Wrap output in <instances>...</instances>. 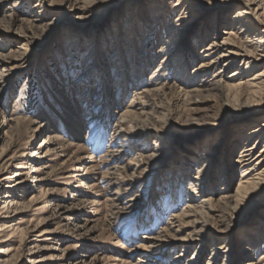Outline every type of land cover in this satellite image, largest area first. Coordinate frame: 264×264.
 Returning a JSON list of instances; mask_svg holds the SVG:
<instances>
[{
    "label": "rangeland",
    "instance_id": "obj_1",
    "mask_svg": "<svg viewBox=\"0 0 264 264\" xmlns=\"http://www.w3.org/2000/svg\"><path fill=\"white\" fill-rule=\"evenodd\" d=\"M241 5L0 0V181L9 179L0 185V264H146V242L165 230L191 236L171 227L186 203L210 198L215 212L204 209L196 237L204 249L196 253L201 241L194 242L178 261L182 244L173 241L155 261L208 264L217 254L215 264H264V187L230 210L215 202L234 198L264 168V144L254 166L237 164L245 130L264 122V103L253 93L264 57L247 68L237 52L212 49L233 36L223 32ZM255 8L262 32L263 9L252 6L254 16ZM234 30L236 45L246 46L248 34ZM164 85L171 97H144ZM178 89L201 103L173 99ZM141 108L120 136L124 114ZM216 145L215 170L197 179V160Z\"/></svg>",
    "mask_w": 264,
    "mask_h": 264
},
{
    "label": "bare ground",
    "instance_id": "obj_2",
    "mask_svg": "<svg viewBox=\"0 0 264 264\" xmlns=\"http://www.w3.org/2000/svg\"><path fill=\"white\" fill-rule=\"evenodd\" d=\"M241 2H242V5L240 6L241 8H237V10H235V12L231 16V20H232L231 23L230 22L228 23L229 27L226 29V31L223 32L225 35H228V36L233 35V36L230 37L229 39H226L225 42H222L224 46H221L218 42L215 41L214 43H212L213 44L212 49H214V48L216 49L218 47L220 49L224 48L225 51L229 52V55L230 54L231 55H235V54L240 55L241 58H243L242 61L246 63L247 68H250L252 65L258 66L261 58L264 57V53L260 54V52H264V36H263L264 30L261 32V30L255 29L254 25L256 23H260V20H258V18L256 17L259 14H258V12H256L257 11L256 8L254 10L255 16L252 13V6L255 5L258 7V9L259 8L263 9L262 14H264V8H262L264 6V0H241ZM262 14H260V16ZM263 25H264V22H263ZM235 28L240 29V31H239L240 33L248 34V37L250 39L246 41V44H247L246 46L236 45L237 42L235 40L239 39V37L236 34V31L234 30ZM216 32H218V26L217 25L213 29V34L216 35ZM259 32H261V34ZM229 49H231V50L229 51ZM234 52H237V53L234 54ZM224 57H226V56H224ZM224 57L221 56L220 58L216 59V62H220L221 59ZM210 65H212V64L210 63ZM210 67L211 66H208L205 64H203V66H202V64H201L200 69L201 68L209 69ZM184 72H185V70L183 69L182 75H184ZM235 75H237V74H235ZM258 77H260V78H258ZM262 77H264V72H261V74L259 73L258 76L256 77V79H259L261 81V82H258V84H261V87H259V89L257 88L256 90H254L255 92H253L254 95L257 98H259V102L261 101L260 103H264V102H262L263 100L260 99L261 96H264V94H263V92H264V90H263L264 89V78H262ZM262 84H263V87H262ZM165 86L166 85H164L160 89L153 90V91L145 90L143 92V95H144V97H147L148 100L150 99L149 95L151 93L153 94V92H155L159 96V98L160 97L164 98V99L166 97L169 98L170 93H168L169 91H166ZM236 87H238V86H235V88ZM250 87H252V86H250ZM192 92L193 91L182 92L181 90L178 89V93L173 94V97H174L173 99L179 100V99H182L181 96H184L183 99L186 102V105H189L191 108L192 106L197 105V103L198 104L201 103V102H199V100L195 96H193L194 94H192ZM171 96L172 95H170V97ZM214 96H219V95L214 94ZM261 106H263V105H261ZM239 108H243V105H242V107L240 106ZM139 111H140V113H139ZM130 114H133L135 116L134 118H136L138 120L140 117H142L141 115L144 114V111H143V108H141L137 111L135 110V111L127 112L126 114H124L125 115L124 119L121 122V125L119 128L121 130V132H119L120 136L121 135L123 136L122 130H124L129 125L127 123V121H128L127 118H128V116H130ZM129 123H130V121H129ZM242 137L244 138V142H243L244 144L238 148V150L241 151L242 153L239 154V160L237 161V164L242 165L241 167L254 166L253 163L255 160H257V159H255L256 158L255 152L258 149V146L260 144H264V122H261L260 124H257L256 126L248 127L245 130ZM155 146L158 147L157 144ZM218 148H219L218 145L213 146L211 149L203 152L202 156L197 160L199 162V166H197L198 171H199L198 176H200L197 179L202 180V177H203V179L205 180L211 176V175H209V176L205 175V171L208 170L209 173H213V169L215 170V168H216V165H215L216 164V153L218 151ZM158 149H159V147H158ZM119 160H121V158H119ZM257 163L259 164V162H257ZM258 164H255V167H257L256 165H258ZM135 165L138 167L137 170H143L144 167H146L145 164H135ZM225 170H227V169H225ZM152 171H153V169H151L150 166L148 168H146L145 170H143L144 174H146V175ZM256 175L257 176L254 177V179H253V183H249L247 185H241L240 186L237 193L234 195L235 196L234 198L232 196H226L225 198L220 199V200H216L215 202H217L218 204H224L225 208L227 207V209L230 210V209H233L234 203L237 204V206H239V205H241L240 203L244 202L247 197H249L250 195L252 196V194H254V192H255V194H259V192L261 191V188L264 187V168L260 172H258ZM226 177H227V175H226ZM8 180L9 179H6V178L2 179L0 181V185H2L3 183H5ZM12 185H13V183H12ZM12 185L10 188H14V186H12ZM193 187H194V185H193ZM111 196L114 199V201H120L122 199L123 194L120 191H115L111 194ZM132 201L134 202L135 200H132ZM212 201H214V199L210 198L209 201L205 205H200L199 207H196L195 205L186 203L181 208V210H185L187 208V206L189 207V209L185 212V214L182 217L176 218V220L174 221V224L171 228L176 229L175 232H177V231L179 232L181 230L189 229V230H191L192 235L191 236L189 235V236L183 237V238H179V237H176V235L170 236L168 234V232L171 230H169V231L165 230L163 234H161L157 237L150 238L151 240L146 242L148 244L149 248L148 247L146 248V246L144 245L143 251L151 250V255H147L146 257H144L143 263L160 264V262H156L155 260L158 259L159 257H164V256L169 255V253L171 252L170 250L172 249L170 244H172L173 241H174L173 242L174 244L176 242L182 244V245L177 246V248L178 247L182 248V253L176 257V259H178V261L182 259L184 254H186L190 249H192L193 247L196 246V244H194V242H197V244H198V241L202 242V243L200 242L198 244L197 250H196V253H200L201 250L204 249L205 243L203 242V239L199 240L200 238H196V237H201V235H202L201 233L204 231V227L206 226L205 220L203 218L204 216H202L201 214L203 213L205 208L212 210V212L214 211L213 204H215V203H212ZM129 207L133 208L134 206L129 205ZM263 227H264V222H263ZM262 229L263 228H261V230ZM222 233H225L226 238H228V233H229L228 230L225 232H222ZM194 238H196V239H194ZM245 240L246 241H244L242 244L244 246L245 251H247V250L252 251L254 247L247 243V241L249 239L246 238ZM175 248H176V246H175ZM218 250H220V249L216 248V251H218ZM214 255H217V254H213V255L209 256V261H211V263L209 262L208 264H215L217 259L215 258L216 256H214ZM196 260L197 259H195L194 261L191 260V262L189 261L188 263H185V264H198V262ZM226 261L223 262L222 264H226ZM124 264H128V262H126L124 260ZM246 264H251V263L246 262Z\"/></svg>",
    "mask_w": 264,
    "mask_h": 264
}]
</instances>
